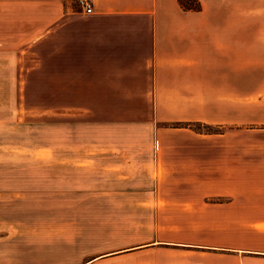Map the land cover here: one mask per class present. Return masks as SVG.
<instances>
[{
    "label": "crops",
    "instance_id": "obj_1",
    "mask_svg": "<svg viewBox=\"0 0 264 264\" xmlns=\"http://www.w3.org/2000/svg\"><path fill=\"white\" fill-rule=\"evenodd\" d=\"M91 2L93 11L87 14L76 0H0V24L28 25L19 30L23 35L13 38L43 44L46 72L51 71L58 87L69 89V97L74 98L54 102H151L156 105L155 122L206 125L221 122L228 105L252 104L251 165L240 164L238 154L235 161L211 155L192 166L194 178L231 185L225 192L212 187L203 197L199 193L184 198L191 201L185 213L204 215L203 230L226 233L225 238L221 234L220 239L210 235L199 242L181 239L175 233L193 229V224L175 219L168 225L158 222L144 243L132 245L111 241L110 229L83 217L127 216L126 212L89 208L84 213L85 209L74 208L70 214L81 220L68 221V206L53 204L54 199H68L63 191L52 189L54 180L64 182L63 174L54 176L53 171L60 163L62 173L64 161L50 159L49 190L43 196L17 193L20 203H14L13 210L20 216L18 222L0 223V264H133L137 254V264H227L229 259L236 264H264V0L243 4L240 0H195L196 8H186L180 0ZM242 37L248 41L246 50L240 49ZM225 135L217 132L221 140ZM96 146L94 151H101ZM214 147L221 152L228 145ZM102 163L94 159L93 179H110L112 167L124 170L122 181L130 178L125 163ZM154 168L156 181L161 182L164 164L155 161ZM110 194L101 192L94 198L111 199ZM154 198L170 197L157 193L145 199ZM33 200L45 202L34 206ZM168 206L181 212L175 205ZM200 209L202 213L197 212ZM228 232H235L233 239Z\"/></svg>",
    "mask_w": 264,
    "mask_h": 264
},
{
    "label": "rangeland",
    "instance_id": "obj_2",
    "mask_svg": "<svg viewBox=\"0 0 264 264\" xmlns=\"http://www.w3.org/2000/svg\"><path fill=\"white\" fill-rule=\"evenodd\" d=\"M247 1L251 0H240L242 4ZM27 27L0 24V223L18 222L20 216L13 210L14 203H20L15 196L17 193L43 196L49 190L47 163L58 159L64 161V167L61 173L60 163L57 164L58 167L53 168L54 176L63 174L65 178L62 184L59 179L54 180L52 189L54 193L63 191L68 199H54L53 204L68 206L69 222L81 220L75 213L70 214L74 208L85 209L84 213L89 212V208H114L118 213L126 212L127 216L83 217L99 221L104 230L110 229L113 234L109 239L118 244H142L155 233L158 222L168 225L175 219L193 224V229L175 233L180 234L181 239L199 242L210 235L220 239L221 234L225 238L226 233L203 230L204 215L185 213L191 201L184 198H195L199 193L203 197L212 187L225 192L231 186L207 184L204 178L192 177L194 162L203 163L211 155H223L235 161L240 154V164L250 162L251 165L253 105H228V112L220 113L224 117L221 122L210 126L218 132H226L221 140L217 133L207 132L202 121L155 122L156 105L151 102L116 105L54 102L74 98L69 97V89L58 87L51 71L46 72L43 44L13 38L23 35L19 30ZM240 27L249 28V25L240 24ZM247 45L248 41L242 37L240 49L246 50ZM94 144L101 147V151H94ZM216 144L228 145L227 150L220 152L212 148ZM96 158L104 162L102 166L125 163L130 178L122 181L120 172L124 170L112 167L109 168L110 179H93ZM158 160L164 164L165 171L164 177H159L161 182L156 181L154 168ZM101 192L111 193V199H95ZM157 193L170 198L145 199ZM207 197L210 196H204L205 201ZM31 202L39 206L45 201ZM168 205H175L181 212ZM128 226L132 227L130 231ZM234 233L228 232V238L233 239ZM164 234L168 237L169 232ZM136 257L133 264L140 261V255ZM226 263L236 264L232 259Z\"/></svg>",
    "mask_w": 264,
    "mask_h": 264
},
{
    "label": "built area",
    "instance_id": "obj_3",
    "mask_svg": "<svg viewBox=\"0 0 264 264\" xmlns=\"http://www.w3.org/2000/svg\"><path fill=\"white\" fill-rule=\"evenodd\" d=\"M76 3L80 10L84 13H91L93 11V6L91 0H76Z\"/></svg>",
    "mask_w": 264,
    "mask_h": 264
},
{
    "label": "trees",
    "instance_id": "obj_4",
    "mask_svg": "<svg viewBox=\"0 0 264 264\" xmlns=\"http://www.w3.org/2000/svg\"><path fill=\"white\" fill-rule=\"evenodd\" d=\"M181 4L186 7V8H196V4L194 0H180ZM207 127L206 131L207 132H214L217 133L218 131L211 129L212 127L210 125H203Z\"/></svg>",
    "mask_w": 264,
    "mask_h": 264
}]
</instances>
